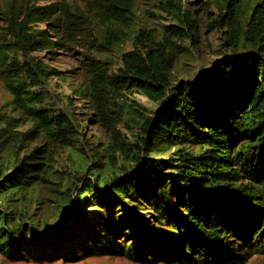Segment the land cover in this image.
<instances>
[{
  "label": "trees",
  "instance_id": "16d2710c",
  "mask_svg": "<svg viewBox=\"0 0 264 264\" xmlns=\"http://www.w3.org/2000/svg\"><path fill=\"white\" fill-rule=\"evenodd\" d=\"M157 1L172 21L187 17L178 1ZM136 3L0 0L4 259L246 264L264 256V0L217 1L230 52L190 80L172 78L178 27L139 25ZM78 38H91L96 53L56 93L49 81L65 75L37 54ZM126 43L116 64L98 55ZM133 93L154 108L139 109ZM78 100L108 133L100 156L86 154ZM45 191L57 198L35 212Z\"/></svg>",
  "mask_w": 264,
  "mask_h": 264
},
{
  "label": "rangeland",
  "instance_id": "374dc122",
  "mask_svg": "<svg viewBox=\"0 0 264 264\" xmlns=\"http://www.w3.org/2000/svg\"><path fill=\"white\" fill-rule=\"evenodd\" d=\"M53 1V0H51ZM181 8L187 9V17H181L172 21V16L161 8L157 0H137L136 3V21L141 26L152 28L159 32L162 26L175 25L178 27V35L174 38L180 46L176 52V61L172 69V78L175 80L189 79L194 72L202 67H209L213 60L224 53L230 52V43L232 40L227 38L229 27L225 22L217 21L219 10L218 0H176ZM48 4V2H40ZM189 19L193 20V26L188 27ZM90 50L88 51V49ZM101 49V48H99ZM130 44H122L113 51L100 53V57L109 58L113 63L119 61V55L122 51L130 50ZM96 53L93 40H83L78 38L73 43H68L65 47L53 49V53H38L42 59L51 67L63 72L65 81L53 78L49 81L50 88L56 92H67V86L74 84L80 78L89 61L85 57ZM135 100L134 105L139 109L154 108L153 104L142 94L133 93L128 95ZM9 100V94L0 86V105ZM75 100V99H74ZM74 112L76 119L84 127L86 142L92 147V151L87 150L86 154L90 156H100L103 152V146L109 140L108 133L101 124L96 122L94 111L90 105L84 101L74 102ZM61 163V170L68 171L71 161L68 160L64 152H57ZM104 161V160H102ZM57 198V194L52 191H45L43 204L38 206L35 212H41ZM0 264H141L134 263L123 256L102 255L79 257L73 261L57 260L55 262H32L17 261L12 262L4 259L0 254ZM148 264V263H147ZM163 264V263H150ZM246 264H264V256H254Z\"/></svg>",
  "mask_w": 264,
  "mask_h": 264
}]
</instances>
